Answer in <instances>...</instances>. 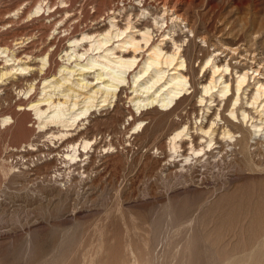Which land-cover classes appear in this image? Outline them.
I'll list each match as a JSON object with an SVG mask.
<instances>
[{
    "label": "rangeland",
    "instance_id": "rangeland-1",
    "mask_svg": "<svg viewBox=\"0 0 264 264\" xmlns=\"http://www.w3.org/2000/svg\"><path fill=\"white\" fill-rule=\"evenodd\" d=\"M19 2L7 0L0 5V24L5 23L0 25V44L18 47L15 51L21 54V62L26 60L33 67L32 57L39 59L37 52L48 47L45 77H58L61 48L68 44L67 37L96 29L93 16L102 18L104 10L116 0H72L64 7L55 4L52 20L63 17L64 9L74 12L68 15L73 20L80 16V23L75 21L66 32L51 27L48 12L23 18L8 16ZM148 2L161 5L158 0ZM19 6L21 13L25 4ZM168 8H172L169 12L187 15L210 37L232 38L241 47L250 44L254 56L259 61L264 59V0H170ZM187 33L200 42L199 36ZM18 40L22 42L14 44ZM22 50L32 51L28 60ZM194 59L192 64L200 75V59ZM33 69L24 74L36 71ZM18 75L0 81V95L5 91L13 95L10 103L0 100V119L11 116L7 122L0 120V264H264V166L238 162L236 168L224 162L207 166L202 172L192 163L183 179L178 178L172 169L163 168L165 159L170 162L173 158L160 153L167 149L166 132L171 123L159 130L155 140L156 120L146 118L152 114L160 117L165 110L143 108L142 112L150 114L144 115L141 127L135 130L133 126L142 113L128 101L133 87L127 85L118 102L123 116L111 114L113 100L91 107L80 124L65 127L70 131L65 136H72L75 142L96 139L88 150L64 162L59 154L52 159L42 153L19 154L26 140H34L45 150L49 145L58 150L66 143L63 137L50 136V130L56 133L64 127L49 123L39 128L34 112L15 104L20 96H40L42 85L38 74L33 79L34 88L18 94L16 86H26L25 80L11 82L17 81ZM93 75L86 73L88 79ZM74 99L80 106L81 96ZM187 102L183 104L189 107ZM106 110L110 112L105 114ZM23 119L29 130L20 133L19 122ZM143 125H147L144 131ZM138 132L145 139H134ZM77 159L81 164H90L89 172L83 168L82 172L73 170L71 164ZM54 181L62 191L53 188Z\"/></svg>",
    "mask_w": 264,
    "mask_h": 264
},
{
    "label": "bare ground",
    "instance_id": "bare-ground-1",
    "mask_svg": "<svg viewBox=\"0 0 264 264\" xmlns=\"http://www.w3.org/2000/svg\"><path fill=\"white\" fill-rule=\"evenodd\" d=\"M6 1L0 0V5ZM71 1L20 0L17 6L9 10V13L11 11L14 13L8 16L16 14L17 17L23 18L42 16L48 12L47 18L50 19L55 10L52 6L55 4L58 7L59 5L60 7L68 6L72 3ZM158 1L161 4L159 6L152 5L148 0L147 2L116 0V3L104 10L102 18L99 17L98 20V16H93L92 19L96 20L93 23L96 29L81 31L79 36L67 37L68 44L61 48L63 53L60 55L62 61L58 66V77L53 75L45 77L48 70L45 65L49 60L48 47H43L37 52L39 59L35 58L36 55L32 57L35 61L33 67L25 63L26 60L21 62V54L18 55L15 51L18 47L11 48L7 44H0L1 82L9 75L19 74L17 81L11 80V82L19 84L25 80L26 86L22 84L16 86L18 94L19 92L23 94L34 88L33 79L40 74L42 84L39 87L40 96L27 99L20 96L15 104L24 111L31 109L36 115L39 128L49 123L64 127L58 129V133H53L55 131L49 129L50 136L64 138L66 144L63 148L60 147L61 149L57 150L56 147L49 145L45 150L39 146L40 144L33 142L34 140H26L19 154H44L46 159H52L59 154L63 162L68 157H76L93 142L96 143V139L93 141V138H85L75 142L72 136H65L70 132L69 128L65 127L74 125L76 122L80 124L79 120L85 118L86 112L91 107L104 106L105 102H113V100L116 101L111 114L123 116V108L118 102L122 99L121 92L127 85V87H133L130 91L132 94L127 98L128 101L134 106L135 111L142 113L137 121L134 120L136 121L133 126L135 130L141 127L144 115L149 113V111L142 112L143 108L155 106L159 110H165L160 117L151 113L152 115L146 118L151 121L156 120V134L153 135L155 140L159 138V130L161 131L168 122L171 123V129L169 128L167 135L165 134L167 149H162L160 153L173 158L170 162L166 161L168 159L166 157L164 162V158H161L164 163L163 168L172 169L178 178L183 179L187 167L192 163L201 171H204L207 166H218L219 163L224 164V162H231L236 168L239 165L238 162L255 165V167L260 166V168L264 166V59L259 61L260 58L254 56V49L250 44L241 47L232 38L210 37L211 35L209 36L187 15L176 13L175 10L169 12L172 10L168 8L170 0ZM22 3L25 6H22L24 9L20 13L18 8ZM174 4L175 2L171 6L173 7ZM64 14L56 20L50 19L51 27L58 28V32L68 31L75 21L80 23L79 15L75 17L76 20L68 16L74 14L69 9H64ZM69 19L73 20L72 23ZM13 20L15 19H9L8 22ZM1 24L5 25V23ZM188 31L199 36L200 42L188 37ZM17 42L22 40L14 44ZM209 46L213 48L210 50ZM22 51L28 60L32 51ZM200 51L201 56L198 55ZM193 58L200 59L198 64L200 75L196 73V67L192 64ZM32 68L36 71L30 72L29 75L24 74ZM42 70L44 71L41 73ZM88 72H94L90 79L86 76ZM71 94L74 97L81 96L80 106L77 105L79 101H75L77 98L71 100L73 98ZM193 96L196 97L195 100L189 102ZM12 97L11 93L5 91L0 95V100H9L10 103ZM184 101H188L190 106L184 105ZM10 117V115H4L0 120L2 123L7 122ZM19 126L20 133L29 130L24 119L19 122ZM146 128L147 125H143L142 131ZM142 135V132H138L134 139H145ZM107 144L112 145L111 141ZM53 151L55 153L52 154ZM80 160L71 164L75 172L80 168L84 171L91 169L88 167L90 164H81ZM92 167L97 168V166ZM53 186L62 191L59 183L55 182Z\"/></svg>",
    "mask_w": 264,
    "mask_h": 264
}]
</instances>
